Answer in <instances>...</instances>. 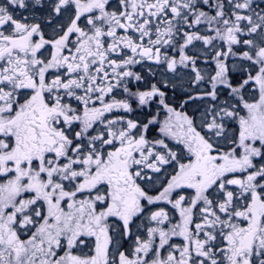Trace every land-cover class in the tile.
I'll return each instance as SVG.
<instances>
[{
  "label": "snow or ice",
  "instance_id": "6c2138e0",
  "mask_svg": "<svg viewBox=\"0 0 264 264\" xmlns=\"http://www.w3.org/2000/svg\"><path fill=\"white\" fill-rule=\"evenodd\" d=\"M0 264H264V0H0Z\"/></svg>",
  "mask_w": 264,
  "mask_h": 264
}]
</instances>
